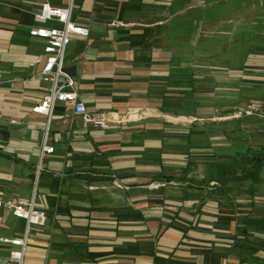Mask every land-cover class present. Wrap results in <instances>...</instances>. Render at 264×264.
Here are the masks:
<instances>
[{"label": "crops", "instance_id": "crops-1", "mask_svg": "<svg viewBox=\"0 0 264 264\" xmlns=\"http://www.w3.org/2000/svg\"><path fill=\"white\" fill-rule=\"evenodd\" d=\"M44 2L0 0V198L35 194L47 212L24 264H264V181L224 192L213 178L264 153V0H75L89 35L72 38L65 69L113 126L57 102L41 158L48 119L32 108L51 83L30 30L60 26L36 19ZM24 228L0 210V264L13 248L1 237Z\"/></svg>", "mask_w": 264, "mask_h": 264}, {"label": "built area", "instance_id": "built-area-1", "mask_svg": "<svg viewBox=\"0 0 264 264\" xmlns=\"http://www.w3.org/2000/svg\"><path fill=\"white\" fill-rule=\"evenodd\" d=\"M75 0H68L65 6H53L47 0L42 5V9L37 13L36 19L46 21L56 20L60 23L59 27L38 26L30 30V35L44 39V54L37 59L42 67L39 74L43 80L50 82L51 86L44 94L42 99L32 108L33 112L41 113L47 116V123L43 130L41 145V158L45 154L53 153L55 146L48 143L50 120L57 102H64L73 113L81 115L84 124L92 127L108 130L112 128L113 121L107 118L104 113L90 112L86 104L79 99L78 92L75 89L74 77L65 69L66 50L75 35L88 36L89 28L76 23L73 20V11ZM247 114L253 112L250 107ZM242 111H237L234 116H241ZM139 110H130L127 118L120 122L128 121L131 117L139 116ZM17 122V121H13ZM41 172V165L37 168V176ZM168 182L152 181L149 183L151 188H160L166 186ZM0 210L8 215L25 221L24 231L16 236H3L1 242L10 244L13 248L9 255L2 260L3 264H24L26 249L29 241V235L34 225H44L47 220V212L38 207L35 194L31 199H1ZM1 260V259H0Z\"/></svg>", "mask_w": 264, "mask_h": 264}, {"label": "trees", "instance_id": "trees-1", "mask_svg": "<svg viewBox=\"0 0 264 264\" xmlns=\"http://www.w3.org/2000/svg\"><path fill=\"white\" fill-rule=\"evenodd\" d=\"M263 170L264 153L248 152L242 159L236 160L231 164H216L214 166L213 178L222 187L231 182H243L247 180H251L256 184L264 181ZM223 190L224 192L229 191L225 187Z\"/></svg>", "mask_w": 264, "mask_h": 264}]
</instances>
